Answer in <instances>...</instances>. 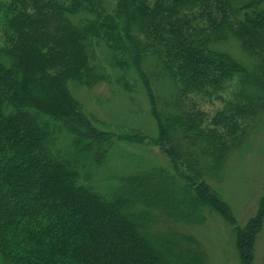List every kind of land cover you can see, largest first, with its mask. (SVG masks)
Instances as JSON below:
<instances>
[{"label":"trees","instance_id":"trees-1","mask_svg":"<svg viewBox=\"0 0 264 264\" xmlns=\"http://www.w3.org/2000/svg\"><path fill=\"white\" fill-rule=\"evenodd\" d=\"M99 46L123 90L142 86L156 136H115L73 95L111 79ZM263 114L264 0H0V264H205L192 229ZM116 141L159 146L172 169L143 159L108 177ZM263 224L264 198L237 232L242 264Z\"/></svg>","mask_w":264,"mask_h":264},{"label":"rangeland","instance_id":"rangeland-1","mask_svg":"<svg viewBox=\"0 0 264 264\" xmlns=\"http://www.w3.org/2000/svg\"><path fill=\"white\" fill-rule=\"evenodd\" d=\"M226 48L243 61L252 62V58L243 55L238 41L231 39ZM97 50L95 61L106 68L111 79L92 88L72 84L75 98L82 102L88 115H93L101 127L111 128L115 136L127 131H143L150 137L156 136L157 123L150 113L142 86L138 84L133 92L123 90L117 80L121 70L110 65L104 47L99 46ZM35 59L32 55L31 61ZM130 77L135 79L134 75ZM234 88L235 82L229 80L224 89L218 91L217 98L203 100L200 108L211 116L218 110L222 111L225 101L233 96ZM111 153L109 166L104 169L105 172L109 170L108 177L119 176L116 174L121 168L133 170L138 160L143 159L172 169L160 147L148 142L116 141ZM134 154L137 158H131ZM211 183L221 197L222 202L217 206L219 210L208 214L207 220L192 231L205 250V264H242L237 232L256 216L264 198V114L258 119L254 130L245 136L243 144L229 156L222 179L211 180ZM253 254V264H264V224L255 241Z\"/></svg>","mask_w":264,"mask_h":264}]
</instances>
